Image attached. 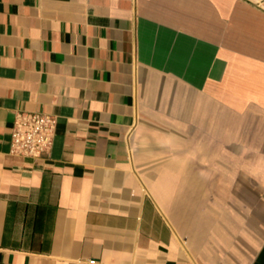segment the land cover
I'll list each match as a JSON object with an SVG mask.
<instances>
[{
    "label": "crops",
    "instance_id": "0c3cea01",
    "mask_svg": "<svg viewBox=\"0 0 264 264\" xmlns=\"http://www.w3.org/2000/svg\"><path fill=\"white\" fill-rule=\"evenodd\" d=\"M0 264H264V0H0Z\"/></svg>",
    "mask_w": 264,
    "mask_h": 264
},
{
    "label": "built area",
    "instance_id": "2783aa9c",
    "mask_svg": "<svg viewBox=\"0 0 264 264\" xmlns=\"http://www.w3.org/2000/svg\"><path fill=\"white\" fill-rule=\"evenodd\" d=\"M57 123V118L49 113H17L12 131L11 151L35 159L48 154L54 143Z\"/></svg>",
    "mask_w": 264,
    "mask_h": 264
}]
</instances>
